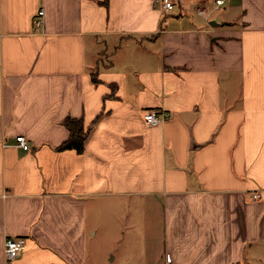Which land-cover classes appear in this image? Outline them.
<instances>
[{"label":"crops","instance_id":"crops-1","mask_svg":"<svg viewBox=\"0 0 264 264\" xmlns=\"http://www.w3.org/2000/svg\"><path fill=\"white\" fill-rule=\"evenodd\" d=\"M99 1L0 0V264H264V0Z\"/></svg>","mask_w":264,"mask_h":264},{"label":"built area","instance_id":"built-area-1","mask_svg":"<svg viewBox=\"0 0 264 264\" xmlns=\"http://www.w3.org/2000/svg\"><path fill=\"white\" fill-rule=\"evenodd\" d=\"M161 7L163 12H169L173 9L174 5L173 2L170 0H160ZM224 3V0H215L216 7H221ZM199 14L203 15L204 17L207 16V12L205 10H198ZM43 14L42 9L37 12V18H35L34 25L36 28L40 27L41 25V16ZM169 117V112L164 110H153L149 109L144 111L143 113V120L147 125H157L167 119ZM16 144L21 147H26V140L22 135L16 136ZM259 197L258 192L251 193V199L255 200ZM25 238L20 237H12L7 238L4 243V257L7 262L12 261L15 259L21 251L25 248Z\"/></svg>","mask_w":264,"mask_h":264},{"label":"trees","instance_id":"trees-1","mask_svg":"<svg viewBox=\"0 0 264 264\" xmlns=\"http://www.w3.org/2000/svg\"><path fill=\"white\" fill-rule=\"evenodd\" d=\"M99 3L107 6L108 0H101ZM91 79L95 83L98 82L95 74H91ZM111 91H114V87L111 88ZM96 120L97 118L89 126H85L83 118L81 117L76 118L68 116L64 118L63 125L68 131V137L56 149L58 151L74 150L76 153L83 152L85 141L89 135L92 125Z\"/></svg>","mask_w":264,"mask_h":264},{"label":"water","instance_id":"water-1","mask_svg":"<svg viewBox=\"0 0 264 264\" xmlns=\"http://www.w3.org/2000/svg\"><path fill=\"white\" fill-rule=\"evenodd\" d=\"M210 24H215L214 22H211Z\"/></svg>","mask_w":264,"mask_h":264}]
</instances>
